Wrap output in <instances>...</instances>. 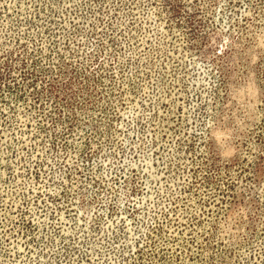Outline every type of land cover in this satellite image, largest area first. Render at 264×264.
Here are the masks:
<instances>
[{"label": "rangeland", "instance_id": "1", "mask_svg": "<svg viewBox=\"0 0 264 264\" xmlns=\"http://www.w3.org/2000/svg\"><path fill=\"white\" fill-rule=\"evenodd\" d=\"M0 264H264V0H0Z\"/></svg>", "mask_w": 264, "mask_h": 264}]
</instances>
